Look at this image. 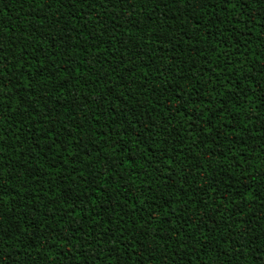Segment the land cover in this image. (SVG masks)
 I'll list each match as a JSON object with an SVG mask.
<instances>
[{"label": "trees", "instance_id": "1", "mask_svg": "<svg viewBox=\"0 0 264 264\" xmlns=\"http://www.w3.org/2000/svg\"><path fill=\"white\" fill-rule=\"evenodd\" d=\"M0 264H264V0H0Z\"/></svg>", "mask_w": 264, "mask_h": 264}]
</instances>
